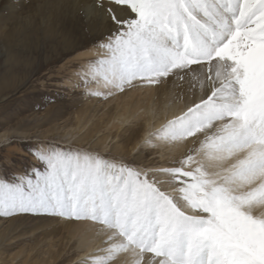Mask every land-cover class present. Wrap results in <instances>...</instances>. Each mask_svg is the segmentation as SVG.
<instances>
[{
	"label": "snow or ice",
	"instance_id": "6c2138e0",
	"mask_svg": "<svg viewBox=\"0 0 264 264\" xmlns=\"http://www.w3.org/2000/svg\"><path fill=\"white\" fill-rule=\"evenodd\" d=\"M98 62L105 86L196 74L211 88L157 133L202 134L177 166L149 172L59 147L0 170V216L91 219L109 232L106 264H264V0H110ZM102 6V4H101ZM158 174L169 178L162 190Z\"/></svg>",
	"mask_w": 264,
	"mask_h": 264
},
{
	"label": "rangeland",
	"instance_id": "374dc122",
	"mask_svg": "<svg viewBox=\"0 0 264 264\" xmlns=\"http://www.w3.org/2000/svg\"><path fill=\"white\" fill-rule=\"evenodd\" d=\"M6 3L9 8L1 6L0 10V170L21 172L34 162L29 149L59 147L151 173L157 164L177 166V161L198 145L197 139L203 135L194 137L193 146L187 147L182 157L172 156L153 135L169 120L144 135L148 126L143 114H131L123 124L113 120L118 128L111 126L113 111L121 110L120 101L131 99L126 95L134 85L123 90L96 85L104 81L103 76L81 72L82 62L89 58L81 53L94 49L105 57L101 44L114 27L108 10L117 13L119 6L110 0H92V12L86 16L78 9L56 10L55 2L48 0ZM98 68L91 66L95 72ZM189 84L197 85V81ZM156 109L153 106L151 114L159 117L162 112L158 109L155 114ZM77 112L82 114L80 122L75 119ZM108 117L111 120L105 125ZM156 179L169 181L161 174ZM171 189L162 185V190ZM83 219L0 216V264H92L94 257L106 255L107 236L98 241L103 242L104 250L96 252L100 248L95 247L79 260L80 233L75 227ZM113 261L109 259L106 264Z\"/></svg>",
	"mask_w": 264,
	"mask_h": 264
},
{
	"label": "bare ground",
	"instance_id": "6f19581e",
	"mask_svg": "<svg viewBox=\"0 0 264 264\" xmlns=\"http://www.w3.org/2000/svg\"><path fill=\"white\" fill-rule=\"evenodd\" d=\"M13 0H0V10L2 8H9V4L6 2H12ZM92 0H48V2H55L53 5L55 6L56 10H60L61 7L68 10H80L83 12L86 16H88L92 11V6L89 2ZM2 3V4H1ZM2 6V8H1ZM117 13L123 15L124 11L121 10V7H117ZM100 22L104 23L102 19H99ZM10 36V35H9ZM8 36V38H10ZM6 38V39H8ZM82 56H88V61L82 62L83 69L81 72L83 74H89L91 75H97L99 76L100 73L92 71L91 66H95L98 68L99 66H96L98 60L101 58L104 59L105 57L100 56L99 50H91L89 52H83L81 53ZM94 70V68H93ZM203 80L202 76H198L196 74H193L192 76L188 77L187 79H179V78H168L163 83L159 85H142L138 87L137 84H134V89L127 93V97L131 98L126 101H120L121 110L116 111L114 110L111 115V126L118 128V125L113 123V120L119 121V124H123L128 121V119L131 117V114H135L134 116L138 115V117H141L143 114L145 119V126H148L146 128V131H144V135L149 131L150 129L156 130V128L160 127L163 121L166 120H172L175 116L181 115L187 107L192 106L194 103H198L202 96L206 97V94L210 93L211 88L205 84V86L201 87V82ZM197 81V85L189 84V82ZM105 84L104 81L99 80L96 85H102ZM143 90V91H141ZM153 106L157 107L162 113H160L159 117H155V115H152L151 112L153 111ZM167 106V107H165ZM158 109L154 111L158 112ZM139 110H141L140 114H136ZM110 114V113H109ZM161 114H165V117H163ZM76 120L77 122L81 121L82 114L80 112H77ZM84 116V115H83ZM107 116V115H106ZM105 123V125L110 122V117ZM150 119H154L153 122H149ZM102 121V120H101ZM145 130V128H144ZM89 135V134H88ZM163 132H161V135L158 136L159 143H161V148L168 149L169 154L172 156L182 157V155L186 154V148L190 147L191 141L195 138H198L201 135L197 134L194 137H188L180 141H171L163 138ZM199 135V136H198ZM36 136V135H34ZM87 136V134H86ZM162 137V139H161ZM87 138V137H86ZM86 138L82 139L85 140ZM89 138V137H88ZM87 138V139H88ZM203 139V136L201 140ZM200 139H197L198 145L194 148H198L200 145ZM193 146V145H192ZM193 148V149H194ZM157 167L156 170L162 169V168H170L173 165H167L165 163H162L160 166L154 165ZM143 170V169H140ZM152 171V170H151ZM162 175V174H161ZM163 177H166V175H162ZM162 185L164 188H171L169 187L168 181H163ZM172 190V189H171ZM76 230L80 233V240H79V248H78V258L81 260L85 257V254L88 252H91L95 247H98L96 252H101L102 249L101 246L104 245L103 242H98L101 237L107 236L106 240L108 243V236L109 232L105 228V226L101 223H98V221H92L91 219H83L82 221L78 222L76 227ZM108 244L105 245V247ZM92 253V252H91ZM114 258V261L112 264H132L133 257L131 254H119L117 256H113L111 259Z\"/></svg>",
	"mask_w": 264,
	"mask_h": 264
}]
</instances>
